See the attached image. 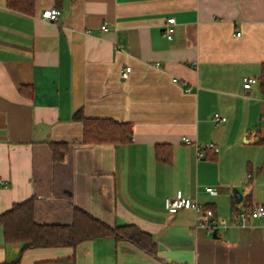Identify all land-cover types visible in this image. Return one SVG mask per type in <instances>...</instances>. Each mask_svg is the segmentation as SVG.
<instances>
[{"label":"crops","instance_id":"1","mask_svg":"<svg viewBox=\"0 0 264 264\" xmlns=\"http://www.w3.org/2000/svg\"><path fill=\"white\" fill-rule=\"evenodd\" d=\"M48 8L57 21L40 17ZM262 63L264 0H35L32 14L0 0V213L32 197L38 223L70 224L81 209L155 242L151 254L108 237L21 251L0 225V264H264V216H236L264 205V96L242 84ZM78 111L128 123L130 140L82 142ZM209 143L217 152L198 159ZM165 197L211 215L168 213Z\"/></svg>","mask_w":264,"mask_h":264},{"label":"trees","instance_id":"2","mask_svg":"<svg viewBox=\"0 0 264 264\" xmlns=\"http://www.w3.org/2000/svg\"><path fill=\"white\" fill-rule=\"evenodd\" d=\"M34 1L6 0V5L12 10L32 14ZM61 1L56 0L57 3ZM257 82L264 96V63L261 65ZM73 119L82 124V142L84 143H125L131 138V128L128 123H121L110 118H89L80 111L73 115ZM258 144L264 148V138L259 139ZM49 145L54 160L62 159L65 145L55 142H50ZM263 166L264 162L260 168ZM0 225L4 241L20 244L21 251L28 248L75 247L86 240L106 237L127 240L150 254L155 251V242L150 234L137 226L132 224L111 226L81 209H75L70 224L38 223L34 219L32 197L14 203L9 209L0 213Z\"/></svg>","mask_w":264,"mask_h":264},{"label":"built area","instance_id":"3","mask_svg":"<svg viewBox=\"0 0 264 264\" xmlns=\"http://www.w3.org/2000/svg\"><path fill=\"white\" fill-rule=\"evenodd\" d=\"M60 15V11L57 8H48L42 11V13L40 14V17L44 20H49L52 22H55L58 20ZM174 18L170 17L167 19L165 25H164V29H163V34L166 37V39L171 40L173 37V33H174ZM101 30L102 31H106L108 30L107 25L104 23L101 25ZM240 33L237 32L236 35H239ZM131 67L130 66H126L120 73V77L122 79H126L128 78V75L130 73ZM257 82V78L256 77H246L243 79V88L245 90H248L251 88L252 84ZM213 119L217 122H224L226 121V117L221 116L219 113H214L213 114ZM182 140L184 142L191 143V141L185 137L182 138ZM208 148L213 150L214 153L217 152V148L212 144L209 143L207 144L204 148L203 147H199L197 146V158L201 159L205 156L204 153V149ZM205 191L209 192V193H215V191L213 190L212 187H206ZM163 206L164 209L166 210V212L168 213H176L177 211L181 210V209H193L195 210L197 213H200V217L206 219L208 215H211V211L204 209L203 207H201L196 201H193L189 198L186 197H165L163 200ZM202 214V216H201ZM236 216L239 218L240 223L241 224H246L250 219H258L260 217L264 216V205H256L253 208L249 209V210H239L236 213ZM206 227V232L207 234H211L215 231L216 229V224H215V220H212L211 222L207 223L205 225Z\"/></svg>","mask_w":264,"mask_h":264},{"label":"water","instance_id":"4","mask_svg":"<svg viewBox=\"0 0 264 264\" xmlns=\"http://www.w3.org/2000/svg\"><path fill=\"white\" fill-rule=\"evenodd\" d=\"M233 195H234V198L237 202L240 201V193L236 190V189H233Z\"/></svg>","mask_w":264,"mask_h":264}]
</instances>
